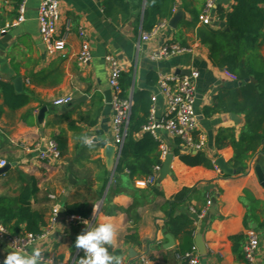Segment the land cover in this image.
<instances>
[{
  "label": "crops",
  "instance_id": "obj_1",
  "mask_svg": "<svg viewBox=\"0 0 264 264\" xmlns=\"http://www.w3.org/2000/svg\"><path fill=\"white\" fill-rule=\"evenodd\" d=\"M40 1L29 0L26 20L11 26L20 2L0 0V27H6L0 34V161L8 165L6 172L0 174V206L17 204L22 190L31 189L30 208L47 224L53 206H60L49 235L34 241L26 251L39 249L41 256L57 264H78L81 254L74 241L86 221L107 222L113 225L116 236L106 247L109 251L119 250L121 264H178L177 253L191 245L197 248L200 264H247L236 260L230 237H244L243 253L248 231L254 230L259 238L256 264H264V187L255 172L260 167L264 173V139L242 152L237 166L231 164L232 141L246 130L245 117L233 108L227 110L229 106L226 110L219 108L218 101L220 96L242 85V81L233 79L224 67L218 66L197 35L200 28L228 30L225 18L218 17L216 11L221 8L224 13L230 12L234 0H212L210 25H203L200 18L192 25L194 13L198 12L200 17L208 0H172V15L147 40L142 38L147 0H124L120 4L114 0H58L55 35L64 38L66 44L64 51L52 53L46 51L38 31L36 15ZM178 10L183 17L172 28L169 20ZM79 29L84 32L91 53L90 60L81 65L75 59L82 42ZM173 43L186 46V50L164 60L151 58L163 46ZM257 49L264 61V29ZM106 55L114 56L122 67L120 85L122 91L125 88L126 97L134 101L138 93L149 94L154 106L151 115L156 122L168 115V100L157 85L158 76L199 71L195 83L196 132L204 139L200 152L210 159L213 169L184 164L174 151L195 154L194 149L158 128V140L152 136L159 151L163 144L173 154L170 173L161 177L160 170L154 185L146 186L148 176L131 177L126 169L116 171L122 146L113 137ZM150 75L156 77L155 82L148 80ZM16 79H20V90ZM13 94L26 96L27 103L17 107L8 104L6 101ZM66 96L72 97L70 103L53 104ZM152 96L156 97L154 102ZM144 132L134 134L135 139H140ZM84 138L91 140V146L83 143ZM51 141L60 150V157L48 154L41 159L40 154L47 151ZM107 145L114 147L113 169L106 164ZM218 158L223 159L232 174L220 171L215 165ZM183 188L189 192L175 200ZM245 191L260 202L251 206L252 215L247 214L251 201ZM207 200H211V205L205 217L199 219L190 212L191 207L199 212ZM73 204L90 208V217L73 215L76 219L69 221L67 209ZM181 213L192 218L190 238H185L183 232L168 231L170 218ZM24 227L25 223L21 225ZM166 235L172 237L169 247ZM198 236L199 248L195 244ZM8 251L16 250L0 237L1 260ZM41 264L49 263L41 259Z\"/></svg>",
  "mask_w": 264,
  "mask_h": 264
},
{
  "label": "trees",
  "instance_id": "obj_2",
  "mask_svg": "<svg viewBox=\"0 0 264 264\" xmlns=\"http://www.w3.org/2000/svg\"><path fill=\"white\" fill-rule=\"evenodd\" d=\"M114 1L120 4L124 0ZM171 2L172 0H147V8L144 12L143 20L145 33H150L161 22L168 20L172 15ZM262 5H264V0H234L230 12L224 13L221 8L216 11L218 17L225 18L228 30L215 31L210 28H200L197 31L200 42L208 47L211 57L216 60L218 66L224 67L230 74L242 81V85L229 90L223 95L224 97L220 96L218 101L219 108L226 110V106H229L230 108L227 110L234 109L239 113H243L245 117L246 130L239 134L236 141H232L234 154L231 164L233 166L238 165L239 155L242 152L254 148L264 139V61L257 49L258 40L264 29V10ZM124 6L125 9L128 8L126 4ZM198 20L199 13L197 12L193 15L192 25ZM175 45L178 44L176 43ZM178 46L186 48L183 45ZM244 79H248V81L243 82ZM148 80L155 82L156 77L150 75ZM126 82H130L128 77ZM122 96L126 97L125 88L122 91ZM10 99H7L8 101L6 102L14 107L22 106L28 101L27 97L22 94H13L12 97L10 95ZM150 107L151 103L148 93L135 95L130 122L122 145V155L116 168L117 172H122L126 169L131 177H147L151 174L153 167L162 164L158 142L152 134L145 131L140 139H135L134 137V134L143 131V127L147 125ZM193 135L194 139L197 140L199 134L194 132ZM218 137L217 139H219ZM177 140L180 143L179 139ZM174 154L188 166H202L213 169V164L203 152L197 151L195 154H191L175 150ZM154 191L155 193L158 192L155 187ZM31 192L33 190L24 189L20 193L17 204L0 206V223L6 227L11 235H24L26 233L39 235L48 225L37 212L31 210L29 205ZM188 192V188H183L175 196V200H181ZM244 193L246 198L251 201L247 212L249 215L253 210L251 206L255 207L260 202L252 198L247 191ZM67 212L69 215H76L80 218H88L91 215V209L84 207L82 204L69 206ZM191 222L192 218L189 215L181 213L176 217L170 218L168 231L173 234L183 232L185 238H190L193 234ZM24 223L25 227L22 229L21 225ZM243 239L242 235L230 237L236 260L246 263L241 250ZM192 246L180 254L189 251ZM109 252L116 256L120 254L119 250Z\"/></svg>",
  "mask_w": 264,
  "mask_h": 264
},
{
  "label": "built area",
  "instance_id": "obj_3",
  "mask_svg": "<svg viewBox=\"0 0 264 264\" xmlns=\"http://www.w3.org/2000/svg\"><path fill=\"white\" fill-rule=\"evenodd\" d=\"M29 0H21L17 7V17L11 26H16L26 20L27 3ZM214 7V2L208 0L202 15L199 17L200 22L203 25H210V10ZM59 17L58 13V0H41L37 7V23L38 31L42 43L45 46L48 53L55 51H64L65 39L57 38L55 35L56 21ZM162 23L157 25L150 33H144L142 38L147 40L148 37L156 33ZM6 31V27H0V34ZM79 36L82 38L81 47L78 53L75 55L76 62L81 65L89 61L91 58L90 45L87 40L84 39V32L78 30ZM186 48H181L178 45H167L163 46L157 52L153 53L151 58L154 60H164L175 54L185 51ZM65 56V53H62ZM106 63L109 66V78L108 85L112 90V97L109 101V106L112 110V129L114 142L118 146H122L127 128L130 122L131 110L134 101L131 97L122 96V87L120 85V76L122 72V67L114 56L106 55ZM199 71L196 69L189 70L187 75H163L160 74L157 78V85L160 91L166 96L168 100V115L165 119L160 122L154 121L151 112L154 106L150 107V115L148 123L143 130L152 134L156 139L155 131L158 128L164 129L168 134L179 139L180 144L185 145L195 152L200 151L204 139L202 136H198L197 140L194 139V132L197 129V120L195 113V102H196V92L195 83L199 78ZM233 79H236L234 75L231 74ZM155 96L151 97V101L154 102ZM72 100L71 96H66L54 100L53 104L56 106H61L70 103ZM158 140V139H157ZM169 150L163 144L160 146V159L163 163L165 157L169 154ZM48 154L52 155L54 158L60 157V152L54 141H51L48 145L46 152L40 154L41 159L48 157ZM5 165L4 161H0V167ZM162 167L157 165L153 167V172L149 175L145 181L146 186H153L156 180V175L160 172ZM211 205V200L206 201V205L203 209L197 212L192 207L190 212L194 214L199 219H202L208 213L209 206ZM60 211V206L54 205L52 209V215L50 218V223L44 228L43 232L39 235H34L31 233H26L24 235H11L6 227L0 223V237L6 238L9 241V245L12 249L19 251H26L28 246L38 239L46 238L49 233V227L53 225L56 221L57 216ZM69 221L76 219L75 216L70 215L68 217ZM259 248V238L254 230L248 231V239L243 246V255L247 264H256L255 256ZM81 257L83 256V250L79 251ZM176 258L178 264H200L199 254L197 248L193 245L189 251L182 254L177 253ZM41 259L47 261L49 264H57L53 259H48L41 256ZM0 264H3V260L0 259Z\"/></svg>",
  "mask_w": 264,
  "mask_h": 264
},
{
  "label": "clouds",
  "instance_id": "obj_4",
  "mask_svg": "<svg viewBox=\"0 0 264 264\" xmlns=\"http://www.w3.org/2000/svg\"><path fill=\"white\" fill-rule=\"evenodd\" d=\"M83 143L91 146V140L84 138ZM2 231V230H0ZM116 236L111 223H89L76 236L74 246L83 250V256L78 259V264H121L120 257L110 254L108 247ZM3 264H41V251L33 249L27 251H8Z\"/></svg>",
  "mask_w": 264,
  "mask_h": 264
},
{
  "label": "water",
  "instance_id": "obj_5",
  "mask_svg": "<svg viewBox=\"0 0 264 264\" xmlns=\"http://www.w3.org/2000/svg\"><path fill=\"white\" fill-rule=\"evenodd\" d=\"M183 17V13L182 11L178 10L174 16L169 20V25L172 27V28H175L178 21ZM19 81L20 79H16V85H17V90H20V84H19ZM75 102V101H73ZM44 111H45V108H43L40 112H39V115H38V119L41 120L42 119V116L44 114ZM235 115L232 114V118H235L234 117ZM114 147L112 145H107L106 146V149H105V157H106V164L107 166L109 167V169H113L114 166H115V162H114ZM172 158H173V154L172 153H169L163 163H162V167H161V177H165L167 174L170 173V164H171V161H172ZM215 165L220 169L221 172L223 173H226V174H232V170L230 168H228L226 166V164L224 163L223 159L222 158H218L215 162ZM8 165H5L3 167H0V174L6 172L7 170V167ZM255 172L257 174V177L259 179V182L262 184V186L264 187V173L263 171L260 169V167H256L255 168ZM72 177L69 176V181L70 183L72 184ZM166 238L168 240V245L167 247L171 246L172 245V237L169 236V235H166ZM200 239L201 237L198 236L196 241H195V244L196 246L199 248L200 246L198 245L199 242H200Z\"/></svg>",
  "mask_w": 264,
  "mask_h": 264
}]
</instances>
